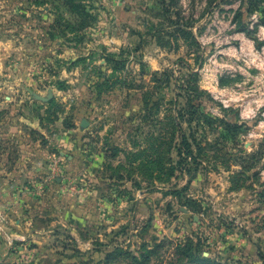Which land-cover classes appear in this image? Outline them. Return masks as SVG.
Listing matches in <instances>:
<instances>
[{
    "label": "rangeland",
    "instance_id": "rangeland-1",
    "mask_svg": "<svg viewBox=\"0 0 264 264\" xmlns=\"http://www.w3.org/2000/svg\"><path fill=\"white\" fill-rule=\"evenodd\" d=\"M36 1L0 0V264H262L264 0Z\"/></svg>",
    "mask_w": 264,
    "mask_h": 264
},
{
    "label": "trees",
    "instance_id": "trees-1",
    "mask_svg": "<svg viewBox=\"0 0 264 264\" xmlns=\"http://www.w3.org/2000/svg\"><path fill=\"white\" fill-rule=\"evenodd\" d=\"M42 1H43L42 3L37 2V1L36 3L38 5H46L50 3L52 6H54L58 10L62 8V6L66 8L65 14L69 15L68 18H64L63 14L57 15L58 22L62 21L61 23L63 24L62 26L63 28L67 29L69 27L71 31H75L81 27H84V28L86 27V20L88 18V14L83 4L84 0H42ZM106 58H107V61L115 62L114 56H112V54H108ZM174 122H175L177 132L180 135L179 136V146L181 148L182 154L186 158H192L193 157L192 146L189 143L187 136L183 133L182 127L179 124H177L179 122H177V120L175 119H174ZM259 259L262 262V264H264V255L261 252L259 253ZM194 264H218V263H211L208 260H197Z\"/></svg>",
    "mask_w": 264,
    "mask_h": 264
},
{
    "label": "water",
    "instance_id": "water-1",
    "mask_svg": "<svg viewBox=\"0 0 264 264\" xmlns=\"http://www.w3.org/2000/svg\"><path fill=\"white\" fill-rule=\"evenodd\" d=\"M29 93L36 99V100H40V101H42V102H47V101H49L50 99H52V97H53V94H52V91L51 90H49L48 91V96H47V98H43V97H41V96H38L37 94H35V93H33V92H31V91H29ZM86 126V123H83L82 124V127H85Z\"/></svg>",
    "mask_w": 264,
    "mask_h": 264
}]
</instances>
